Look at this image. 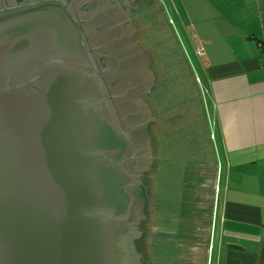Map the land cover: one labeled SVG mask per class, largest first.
<instances>
[{"label":"water","instance_id":"obj_1","mask_svg":"<svg viewBox=\"0 0 264 264\" xmlns=\"http://www.w3.org/2000/svg\"><path fill=\"white\" fill-rule=\"evenodd\" d=\"M9 1L0 0V264H130L134 234L143 257L135 160L154 157L150 137L143 146L123 125L128 90L107 85L121 72L99 66L104 44L87 40L78 0ZM180 1L205 51L225 45L231 25L208 0ZM47 7L64 22L40 18ZM224 256L264 264V247L231 244Z\"/></svg>","mask_w":264,"mask_h":264},{"label":"crops","instance_id":"obj_2","mask_svg":"<svg viewBox=\"0 0 264 264\" xmlns=\"http://www.w3.org/2000/svg\"><path fill=\"white\" fill-rule=\"evenodd\" d=\"M179 1L177 18L194 51L192 58L185 48L182 54L199 106L186 122L157 133V162H171L174 199L170 210L159 211L166 219L158 233L162 247L174 248L164 256L169 264H225L227 245L247 253L264 247V0H208L231 25L225 45L209 53ZM153 10L147 5L142 14L160 21Z\"/></svg>","mask_w":264,"mask_h":264},{"label":"flooded vegetation","instance_id":"obj_3","mask_svg":"<svg viewBox=\"0 0 264 264\" xmlns=\"http://www.w3.org/2000/svg\"><path fill=\"white\" fill-rule=\"evenodd\" d=\"M38 1L40 0H10L7 7H19ZM71 4L77 18L79 20L83 18L88 22V32L85 33L87 40L97 41L96 43H99L100 46L104 44L102 49L104 51L99 54L101 55L100 61L98 59L99 66L110 67L112 70L121 72V74L119 73L120 77L116 76L118 78L115 77V74L111 75V81L107 85L128 90L121 99V108L124 109L126 115L123 125L129 129L131 136L143 146L146 145V139L150 137L151 154L153 155V138L150 131L153 127H159L160 119L154 116L148 98L156 86L157 71L153 68L152 59L147 63L142 54L147 52L140 43L139 34L140 32L144 33L147 26H137L133 17L141 15L147 5L152 6L153 12L157 14L158 8L155 2L153 0H78L77 4L74 2ZM51 10L50 7H47L37 11L44 13L40 17L42 19L51 18L53 14L61 17L55 12L52 13ZM29 13H36L35 8ZM55 19L64 22L63 17H55ZM100 21L107 22V24L99 28L98 22ZM149 71L153 72V77ZM141 123L143 126L140 125ZM154 158L157 161L156 154ZM154 158L150 160L141 153L135 160L137 165L143 166L135 191L139 201L145 172L150 170ZM146 166L148 167L145 169ZM136 213L135 215H137ZM138 236L139 234L133 236L134 249L129 250L130 264H145L142 254H139L135 248V239Z\"/></svg>","mask_w":264,"mask_h":264},{"label":"rangeland","instance_id":"obj_4","mask_svg":"<svg viewBox=\"0 0 264 264\" xmlns=\"http://www.w3.org/2000/svg\"><path fill=\"white\" fill-rule=\"evenodd\" d=\"M176 1L179 0H160V4L164 10L166 18L168 19L171 17L174 19L173 25L165 23L162 16V10L160 9L161 6H157V4L156 7L159 8L157 14L162 23L155 17L149 16L148 18L143 14L137 15V17L133 18L135 19L137 26H142L145 25L144 23L151 22L149 27L145 29V31H148H144V33L140 32V43L147 54L151 56L153 68L156 69V71L157 69H161V71L163 69L164 73L163 77L159 76L161 79L158 84V88L149 96L148 101L151 99L154 103L160 101L161 104L164 103L167 105L169 111H172V108L175 109L176 107H179V105H182L185 106L186 109L190 108V110L187 111L191 112V109H198L199 106V98L195 85V82L197 81H195L192 74H190L187 62L182 53L183 48H185L192 58L194 51L192 42L190 41L189 31L179 23L177 18L178 6L176 7ZM179 4H181L180 1L178 5ZM147 32L151 35L150 38L147 37L148 39L145 38V34H147ZM164 77L166 78L165 82H163ZM151 109L154 116L156 115V118L161 119L159 116L161 115V111H157L152 107ZM187 111H185L186 114H182V119L186 118V115L190 113ZM174 119L176 120L177 116H174ZM156 130L157 128L153 127L152 131H150L153 138V157L155 156V151L157 150H155ZM157 165H159V163L154 158V163L152 164L150 170L145 172V177L142 181L144 211L142 253L145 264H169L167 261L169 259L168 257H172L174 252L173 247L168 248L161 246L162 240L158 233V231H163L162 221L166 219L165 214L163 217L158 216L160 213L159 211L163 209L167 211L169 208L164 207V204L172 207V200L174 201L171 197L172 193L170 189L172 186L170 180L173 174V168L169 163L163 168L159 165V169L157 168ZM162 176L166 177V186L162 183ZM167 179L170 180L168 181ZM161 183L162 187H165V190L163 189L164 191H170L169 195L168 193H164L169 196L167 198L163 196L164 199L162 198L161 193H158V191H161ZM156 245L159 247L156 248ZM166 255L167 260L164 261V256Z\"/></svg>","mask_w":264,"mask_h":264},{"label":"trees","instance_id":"obj_5","mask_svg":"<svg viewBox=\"0 0 264 264\" xmlns=\"http://www.w3.org/2000/svg\"><path fill=\"white\" fill-rule=\"evenodd\" d=\"M158 55H159V53H158ZM156 71V70H155ZM162 73V74H161ZM163 75H164V73H163V69H162V71H161V69H157V83H156V86H155V88H154V90L152 91V93L158 88V84H159V82H160V77L159 76H161V77H163ZM166 78L164 77L163 78V82H165L166 80H165ZM163 85V84H162ZM152 100V99H151ZM148 101L149 102V104H151V107L153 108V109H155V110H157V111H161V115H159L160 116V124H159V127H157V130H156V134H155V150L157 149V147H158V145H159V141L157 140L158 139V137H157V133L160 131H164L165 133L166 132H168V131H171V129L173 128V127H175V126H177L178 124H180V123H182V122H186V118H184V119H182V117H179L180 115V113H182V114H186V112L185 111H187V110H190V108H185V106H180L179 105V107H176L175 109L174 108H172V111H169V109H168V107H167V105L166 104H164V103H162L161 104V102L160 101H157V102H155L154 103V101ZM188 112V111H187ZM179 115V116H178ZM156 116V115H155ZM174 116L176 117L177 116V119L175 120L174 119ZM179 117V118H178ZM163 120H164V122H163ZM172 134L170 133L169 134V136H168V138H167V143H169V148H171V142H172V136H171ZM155 153L157 154V150L155 151ZM170 164L171 165V162L169 161V160H167V164ZM157 168L159 169V166L157 165ZM161 178H163V184L166 186V177H161ZM160 178V179H161ZM168 180V179H167ZM169 181V180H168ZM162 183H161V186H160V190L161 191H158V193H162V189H164L165 190V187H162ZM159 185H160V183H159ZM169 186V185H168ZM167 186V187H168ZM172 187H170V189H171ZM163 190V191H164ZM165 193H167V190L166 191H164ZM170 192V191H169ZM169 192H168V195H169ZM162 195V194H161ZM168 195H166V194H164V197H168ZM160 196V195H159ZM163 197V198H164ZM164 207H167V208H169L168 210H170L171 209V206L169 205H165L164 204ZM160 214H162V212H160ZM164 226V225H163ZM159 245V244H158ZM159 246H157L156 245V248H158ZM159 255V254H158Z\"/></svg>","mask_w":264,"mask_h":264},{"label":"built area","instance_id":"obj_6","mask_svg":"<svg viewBox=\"0 0 264 264\" xmlns=\"http://www.w3.org/2000/svg\"><path fill=\"white\" fill-rule=\"evenodd\" d=\"M197 51H198V53H201V49H198Z\"/></svg>","mask_w":264,"mask_h":264}]
</instances>
